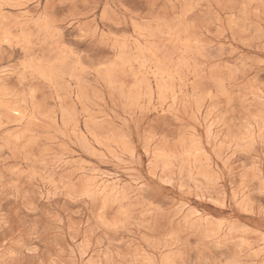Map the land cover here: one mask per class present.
<instances>
[{"label":"rangeland","instance_id":"rangeland-1","mask_svg":"<svg viewBox=\"0 0 264 264\" xmlns=\"http://www.w3.org/2000/svg\"><path fill=\"white\" fill-rule=\"evenodd\" d=\"M0 264H264V0H0Z\"/></svg>","mask_w":264,"mask_h":264}]
</instances>
